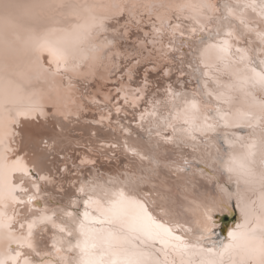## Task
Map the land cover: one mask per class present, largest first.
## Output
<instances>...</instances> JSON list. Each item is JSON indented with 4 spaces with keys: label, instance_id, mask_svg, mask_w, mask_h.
I'll list each match as a JSON object with an SVG mask.
<instances>
[{
    "label": "bare ground",
    "instance_id": "bare-ground-1",
    "mask_svg": "<svg viewBox=\"0 0 264 264\" xmlns=\"http://www.w3.org/2000/svg\"><path fill=\"white\" fill-rule=\"evenodd\" d=\"M25 2L52 5L41 23L44 27L56 25L60 28L83 23L80 17H87V6L91 5L112 2L156 5L151 12L144 8L137 11L138 15L146 11L156 17V22L151 20L149 25L158 26L153 30L146 27L145 18V24L136 31L132 30V35L124 43L137 44V48L142 50L147 46L138 43L145 41V36L155 39L152 38L157 35L155 29H160L164 33L157 36L160 52L168 51L171 57V61L168 58L169 63L159 62L161 70L158 72L147 68L143 78L139 64L132 79L127 78L124 84L119 81L128 73L118 81H114L111 74L120 56L115 61L111 56L93 60L91 57L99 53L91 52L87 45L83 52L77 54L73 62L76 66L70 65L65 71L63 66L57 70L47 50L29 54L19 45L17 48L20 50L10 54L5 69L0 44V81L7 71L20 86L21 97L18 105L0 107V124L3 125L0 129V154L7 151L9 162L20 157L28 171L26 176L15 173L23 176V182L16 181L17 191L27 195L14 207L10 205L7 212L14 217L17 236L21 233L27 235L28 225L33 224L30 239L40 253L35 259L44 264H56L60 259L66 261L72 254L67 241L72 239L74 242V237H70L68 232L60 234L54 225H59L61 219L68 220L69 214L83 220L85 210L100 217L112 194L119 192L142 203L147 201L146 206L154 217L162 222L173 219L183 226V229L176 227L175 234L191 240L201 235L196 231V221L204 211V205L211 206L212 201L222 195L221 189H227L233 196L231 210L226 214L234 215L235 221L221 235L219 219L216 220L215 229L204 232L203 239L199 240L205 247H219L226 242L228 231L241 222L242 216L240 207L236 206L237 178L224 169L223 162L244 151L240 137L250 141L253 132L241 116L248 110L251 97H246L235 86L245 64L251 61V66L259 71L262 67L260 62L264 61V43L258 36V33H264V17L260 15L259 7L253 11L247 6L253 3L258 6L261 0ZM161 4L172 7L161 8ZM179 4L212 5V8H186L180 12L175 7ZM59 5L77 7L61 8ZM174 16L179 20L171 24L168 20ZM164 20L171 27L165 28ZM229 31L233 33L231 39ZM110 35L100 33L91 43L103 45L104 37ZM226 39L230 45L229 61L220 59L218 49L210 47L220 45ZM156 49L159 50L158 47ZM242 55L245 60L240 63ZM36 57L43 62L45 69L51 68V71L37 73ZM50 60H53L51 65ZM121 72L118 71L119 74ZM139 78L143 83L137 82ZM111 85L118 87L113 86V89ZM85 90L91 91L85 93ZM114 90L115 101L118 102L112 106H117L118 112L107 108L109 103L105 101L113 99ZM256 95L259 97L260 93ZM97 102L105 104L104 111H91V104L101 106ZM29 108L35 110L28 111ZM125 108H130V114L124 112L120 115ZM206 125H213L215 131L201 130ZM255 132L258 138L259 129L256 128ZM79 145L85 148L76 149L75 146ZM32 185H39V191ZM240 192L244 200L259 203V185L250 187L241 180ZM28 195H34L31 203H27ZM224 214L213 212V218ZM16 221L24 225L23 229ZM95 226L100 225L97 223ZM61 244H65V250L58 252ZM160 247L162 245L157 243L156 248ZM156 255L163 258L160 253Z\"/></svg>",
    "mask_w": 264,
    "mask_h": 264
},
{
    "label": "snow or ice",
    "instance_id": "snow-or-ice-1",
    "mask_svg": "<svg viewBox=\"0 0 264 264\" xmlns=\"http://www.w3.org/2000/svg\"><path fill=\"white\" fill-rule=\"evenodd\" d=\"M253 11L260 8V15L264 17V0L257 6L255 3L247 5ZM53 7L39 2H25V0H0V44L5 60V69L10 54L15 50L31 54L35 51L47 50L49 56L56 63L57 70L63 66L69 70V66L76 65L78 53L85 50V46L93 53V60H102L111 56L115 61L117 56H123L125 61L122 68L127 70L129 78L141 63L137 56H144V52L135 44L124 43L132 35V28L141 23L142 16L138 18V9L144 8L151 12L157 6L153 4L112 2L109 4L87 6V17H80L83 23H75L70 28H60L56 25L44 27L41 23L47 11ZM58 7H71L75 5H59ZM161 8L172 7L159 5ZM180 12L187 9H197L212 5L179 4L175 6ZM227 8V5H225ZM97 9L104 11L98 12ZM157 19H161L157 16ZM123 21V22H121ZM165 28L171 27L166 20L162 21ZM243 24L244 21L241 20ZM156 34L163 36L160 29H155ZM100 33H110L105 36L103 45L91 43L94 37ZM261 43H264V33H258ZM55 37V39H53ZM229 39L233 33L229 31ZM171 43V41H170ZM17 45L20 48H17ZM217 48L220 59L231 60L230 45L226 39L220 45H211ZM122 50V51H119ZM242 52L241 49H236ZM150 53L149 62H151ZM128 57H131L130 59ZM53 60L49 61L51 65ZM245 56L242 55L240 63ZM259 71L251 66V61L245 64L243 74L238 75L237 87L246 97H251L248 110L241 113L246 126L253 129L250 141L240 137L241 147L244 151L231 155L223 162L224 169L237 180L235 193L236 206L240 207L242 220L235 224L227 233L226 242L219 247H205L199 243L203 239V233L216 227L213 212L225 213L231 210L230 201L233 194L222 188V195L218 200H213L211 206L204 205V211L196 221V231L199 237L185 239L176 235L174 229L182 225L173 219L167 221L158 220L149 211L147 201L135 200L123 192L114 193L105 212L100 217L91 215L87 210L83 220L69 214L68 220H60L59 233L68 232L70 237L67 247L72 249V254L67 260H57L56 264H264V61ZM35 71L41 73L51 71L45 69L39 57L35 58ZM239 71V70H238ZM250 73V74H249ZM260 93L257 97L256 93ZM20 86L10 76H5L0 81V107L18 105L20 101ZM195 107V105H193ZM11 111V109H8ZM29 108L28 111H34ZM23 114V113H19ZM3 125L0 124V129ZM259 129L257 134L255 129ZM201 130L215 131L213 125H206ZM150 131V130H149ZM135 151V149L133 150ZM140 155L139 152H136ZM20 172L25 176L28 171L20 157L9 162L7 151L0 154V264H44L35 257L40 255L33 245L30 237L33 224L28 225V233L17 236L14 232V217L9 216L7 209L20 201L26 192H18L16 181L23 182V176H16ZM241 180L247 186L259 185V203L244 200L240 192ZM39 191V185H32ZM95 191V190H93ZM104 199H108L104 197ZM34 200V195L27 196V203ZM243 201V206L241 203ZM168 215V213H165ZM59 219V217H57ZM45 219H50L45 217ZM15 223H19L16 221ZM99 224L97 227L95 224ZM75 225L76 227H70ZM21 229L24 225L19 223ZM188 231H192L189 229ZM195 241V242H194ZM162 245L156 248V244ZM15 245V247H13ZM65 250V244H61L58 252ZM160 253L163 257L157 256Z\"/></svg>",
    "mask_w": 264,
    "mask_h": 264
},
{
    "label": "rangeland",
    "instance_id": "rangeland-1",
    "mask_svg": "<svg viewBox=\"0 0 264 264\" xmlns=\"http://www.w3.org/2000/svg\"><path fill=\"white\" fill-rule=\"evenodd\" d=\"M94 2V1H93ZM146 13V11H144L143 13H140L139 15H138V18L140 17V16H142V21H141V23L138 25V26H136V27H133L132 28V30L133 31H136L137 30V28L140 26V25H142L143 26V24H145V22H147L146 24H145V26L146 27H148V28H151V30H153L152 28H156L157 26H158V24H155V26H153V24H152V26H150L151 24V20H153V22H156V20H155V18L156 17H152V15H148L147 13ZM145 14V15H144ZM150 16V17H149ZM155 16V15H154ZM148 17V18H147ZM175 17V16H174ZM145 18H146V20H145ZM143 20H145V22H143ZM155 20V21H154ZM174 20H179V18H177V17H175L174 19L172 18V19H170V20H168L171 24H173L172 23V21H174ZM150 24V25H149ZM170 25V24H169ZM150 30V31H151ZM172 31H175V30H172ZM177 33V32H176ZM177 34H179V33H177ZM143 35V34H142ZM179 35H181V34H179ZM144 36V35H143ZM158 35H154L152 38H155V39H150V38H147L146 36H145V41H143V42H140V43H138L139 45L141 44V46H147L146 48H144V49H142L143 50V52H144V56L143 57H141L140 58V56L138 55L137 56V59H139L140 58V60L142 59V58H144V59H142L141 60V63H140V66H142V70H141V73H142V78L144 77V73H145V71L147 70V68H151L150 70H152V71H154V72H158V71H160L161 70V68H160V64H159V62L160 61H162V62H167V63H169V61H171L170 59H171V57H170V55H169V52L168 51H166L165 53H163V52H160V49H159V47H160V41H159V39H158V37H157ZM172 36V35H171ZM171 36H169L168 35V37H171ZM185 35H183V37H184ZM186 37V36H185ZM125 42V41H124ZM148 43V44H147ZM159 43V44H158ZM143 44V45H142ZM156 44V45H155ZM138 45L136 44V47H137ZM158 47V49L159 50H157V51H155V48H157ZM145 50V51H144ZM146 52V53H145ZM150 53H152L153 55L151 56V62H149V59H147L148 57H149V55L148 54H150ZM156 53H157V55H156ZM166 55V56H165ZM155 56V57H154ZM165 56V57H164ZM169 56V57H168ZM147 57V58H146ZM160 57H162V58H160ZM167 57V58H166ZM129 59L131 58V57H128ZM168 58H169V61H168ZM153 60V61H152ZM124 62H126L125 61V59H124V57L123 56H120V58H118L117 59V63H116V68L113 70V72L111 73L112 74V76L114 77H112V79L114 80V81H118L119 79H121L123 76H125V75H127V70L126 69H124V68H122V63H124ZM148 62V63H147ZM164 62V63H165ZM87 63V62H86ZM86 63H85V66H86ZM143 64V65H142ZM151 66V67H150ZM81 69H85V68H81ZM148 69V70H149ZM154 69H156V70H154ZM119 70H122V72L119 74L118 73V71ZM113 74H115V75H113ZM127 78H129V76H127V77H125L124 79H122V81H119V82H121V83H126L127 82ZM142 78H139V80H137V82L139 83H143V79ZM126 79V80H125ZM129 79H132V77L131 78H129ZM142 79V80H141ZM142 81V82H141ZM101 87H102V85H100ZM113 86H117L118 87V85H111V88H113ZM88 88V87H87ZM140 89H141V86L139 87ZM114 89V88H113ZM129 90V89H128ZM145 90V89H144ZM91 90H85V93H88V92H90ZM130 91H132V90H130ZM114 92V93H113ZM112 92V96H113V99L111 98V99H106L105 101H106V103H109V105H107V108H109L110 110H116L115 112H118L117 111V106H112L113 104H116L117 102H118V100H117V102L115 101V98H117V97H115V90ZM134 92H135V90H134ZM138 93V92H137ZM78 97V96H77ZM119 98V97H118ZM111 102H110V101ZM116 102V103H115ZM97 104L98 105H101L100 107L99 106H95V105H93V104H91V111L92 112H94V113H96V112H98V111H104V109H105V104L104 103H100V102H97ZM126 104V103H125ZM128 106V105H127ZM130 106V105H129ZM92 107H94V108H92ZM112 109H111V108ZM115 108V109H114ZM130 108H125V110H122V111H120V115H123L124 114V112L126 113V114H130L129 113V110ZM95 110V111H94ZM128 110V111H127ZM48 111L49 112H54V110L53 109H48ZM123 112V113H122ZM124 117V116H123ZM78 118H80L81 119V117H78ZM98 118V116L96 117V119ZM87 123H89V122H87ZM90 124H92L93 125V123H90ZM81 146V147H80ZM75 148L76 149H82V148H85L84 146H82V145H79V146H75ZM103 160H105V159H103ZM78 162V161H77ZM73 169V168H72Z\"/></svg>",
    "mask_w": 264,
    "mask_h": 264
},
{
    "label": "water",
    "instance_id": "water-1",
    "mask_svg": "<svg viewBox=\"0 0 264 264\" xmlns=\"http://www.w3.org/2000/svg\"><path fill=\"white\" fill-rule=\"evenodd\" d=\"M218 219H219V224H220L219 234L223 235L224 229L230 226V224L235 221L236 217L234 215L230 217L229 215L224 214L220 218L218 216L215 218V220H218Z\"/></svg>",
    "mask_w": 264,
    "mask_h": 264
}]
</instances>
